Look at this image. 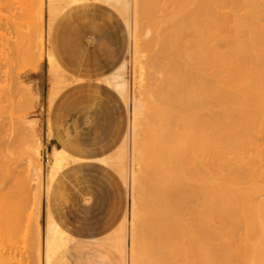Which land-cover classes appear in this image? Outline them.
Wrapping results in <instances>:
<instances>
[{"label":"bare ground","instance_id":"6f19581e","mask_svg":"<svg viewBox=\"0 0 264 264\" xmlns=\"http://www.w3.org/2000/svg\"><path fill=\"white\" fill-rule=\"evenodd\" d=\"M48 2L49 35L52 24L57 18V10L54 0ZM102 2L116 11L129 39V24L132 16L129 0H102ZM232 5H243L248 7L250 12L245 19L231 17L236 27L235 30L233 29V36L228 35L229 39L225 36L226 43L220 44L221 40H217L220 44L218 46L217 41L212 42V37L214 38L212 32L215 29L213 33H219V30L226 28L224 26H227L228 18L225 17H228V14L227 16L225 14L228 12L224 13L223 10ZM42 7L43 3L40 1L39 18ZM138 15L147 18L156 17L158 23L154 29L153 39L146 45L150 56L143 62L145 68H142L140 60L134 57L135 67L139 66V88L141 89L145 84L150 87L148 103L151 107L148 106L149 109L143 112L145 103L139 95L133 97L129 105L133 117L131 172L130 168L127 172L125 166L128 164L124 163L127 159L128 136L125 137L117 155L119 165H115L125 186L127 183L128 186L132 184V219L130 216L131 223L129 222L131 224L130 263L264 264V201L258 204L255 202L259 196H263L264 189L253 186L243 189L242 183H252V179L243 182L248 176L244 177L243 168L246 170V167L241 163L242 155L247 152L251 155L259 151L257 149L255 151L254 146H259L255 145V139L258 143L259 141L254 135L258 136V133L264 135V27L260 25L264 18V0H134V31ZM149 34L150 32L147 33ZM0 39H2L1 35ZM133 39L135 41V33ZM38 40L35 44L37 54L42 51L41 35L38 36ZM213 43L216 45H212ZM24 50L26 53V49ZM24 52L22 56L26 55ZM42 53L43 51L41 55ZM46 58L51 76L58 75L50 48ZM30 61L28 63L32 64ZM28 63L26 62V66ZM1 65L0 210H8L1 212L0 224L16 226L22 209L18 200L19 195L25 196L31 191L29 186L31 181L37 183V188L40 187L41 146L38 139L30 140L36 134L35 123L24 121L29 117L28 111L32 108L29 89H23L24 102L23 100L21 101L23 103L18 102L17 93L9 90L11 78L8 74L1 73ZM6 66L3 67L7 68ZM126 72L127 63H121L119 69L106 81L121 95L128 106ZM2 84L5 86L2 87ZM229 88L237 91L232 92ZM59 90V85L54 82L47 96L50 105L58 97ZM5 103L7 105H3ZM253 108L256 111L253 112ZM18 109L20 113H26L18 116L16 112ZM140 115L147 117L142 134L138 132L140 130H136L135 124ZM6 123L11 125L12 132L7 136L11 138L10 141L4 139ZM139 136L142 138L143 148L140 157L136 155L139 152L137 146ZM23 151L29 155L28 162L33 161V158L37 164L31 176L36 179L18 177L16 161L13 159ZM230 154L234 157V163H237L238 168L236 166L233 170L230 169L229 172L233 174L227 176V180H223L226 179V176L223 177L225 173L220 172L223 181H218L216 180L218 177L215 178L216 172L210 171H217L218 174L219 171L216 169H221L223 165L219 166L225 163V159L228 161L226 156ZM66 155L59 148L53 149L43 186L47 207L43 264L54 263V256L68 238V233L54 216L58 200L64 195L59 177L68 167ZM218 160L221 163L217 167ZM110 161L109 158L103 159L100 166L105 167L104 165H109ZM138 164L140 168H137ZM240 166L241 171H239ZM210 167L212 170L207 169ZM137 182L140 183L139 190L134 187ZM252 184L254 185V182ZM236 185L242 188L239 189ZM183 186L186 189H182ZM14 188L17 190L11 192L12 189L15 190ZM138 198L144 200L140 208L135 211L134 206L138 204L136 203ZM62 199L65 200V197ZM40 201L39 195L38 200L33 203L39 207ZM135 217H139V221H134ZM240 230L245 232L243 240L239 239ZM229 239L231 241L239 239V241L230 245ZM242 241L243 243H239ZM38 248L40 247L37 245L36 251ZM232 249L238 253L235 257L231 252ZM119 251L124 252L120 248ZM36 253L38 257L39 251Z\"/></svg>","mask_w":264,"mask_h":264},{"label":"rangeland","instance_id":"374dc122","mask_svg":"<svg viewBox=\"0 0 264 264\" xmlns=\"http://www.w3.org/2000/svg\"><path fill=\"white\" fill-rule=\"evenodd\" d=\"M40 1H42L43 7L39 18L38 3ZM48 1H0V35L3 39H0V54H2L0 60L3 58L1 60L3 62H0V65L6 66L8 64L7 68L1 65V73L10 76L9 90L17 93L18 98L16 100L18 102H24L22 93L24 90L29 89L28 91L31 95L30 102L33 103H30L32 107L28 111L30 115L24 121L35 123L36 134L30 140H39L41 146L39 164L42 169L40 187L38 186L39 188H37V183L31 181L29 183L31 191L25 196L24 194L23 196L22 194L19 195L21 198L19 197L18 200L22 206L20 211L21 220L19 219L16 226H8L6 224L2 226L0 224V231L2 229L0 232V264H43V241L46 222V202L43 186L48 171V163L51 161L54 148H59L67 154L68 167L64 171L65 173H63L66 177L71 175L72 166L78 163L91 165L89 169L84 170H88L89 172L92 188L90 192H86L85 184L80 178L74 180L76 185H71L65 181L67 188L63 192V197L60 198L61 200H58L59 202L61 201L60 204L57 201L58 205L56 209L54 208V216L68 233V238L67 242L54 256L53 264H131V251L129 247L131 240L132 184L128 186L127 183V186H125L123 178L115 165H119V161L117 163L119 156L117 155H119V149L123 145L125 137L128 136L126 144L127 159L124 163L128 164L125 166L126 170H128L127 172H129V168L131 172L132 160L130 161V159L132 157L130 158V156H132L131 140L133 134L131 126L133 117L129 105L132 103L133 97L139 95L145 106L151 107L148 103L150 87L145 84L143 85L145 88L143 86L141 89L139 88V66L135 67L134 57L136 56L142 64L141 67L145 68L143 62L150 56L146 45L153 39L154 29L158 20H156V17L147 18L138 15L136 17V30L134 31V0H129V9L132 16L129 24V39L126 41L124 34H122V31H125L124 24L120 22L121 19L116 11L104 4L102 0H54L57 18L52 24L51 32L48 35ZM243 7V5H232V7L228 6L225 9L226 11L223 10L224 13L228 12L225 14V16L228 14V17H225L228 18V20L226 19L228 21L227 24L225 22L227 26H224L227 29L222 28L221 31L216 29V31L219 30L223 38L219 33H213L214 29L212 32L214 36V38L212 37V42L221 40V44V42H225L228 35L233 36L236 28L233 19H236V17L238 19H245L248 16V12H250L248 7ZM262 19L260 25L264 27V18ZM148 32H150L149 35H147ZM134 33L135 41L133 39ZM40 35L42 36V55V51L39 52V55L37 54V49H35V44L39 41L38 36ZM219 41L216 43L218 46L220 45ZM216 44L213 43L212 45ZM51 46H53L55 59L58 64V75L54 76H51L48 70L46 59V54ZM24 49H26V53ZM22 52L27 56H22ZM27 57L29 59L26 60ZM4 60L7 61V64ZM25 60L27 63L31 60L32 64L28 63L26 66ZM121 63H127L128 106H126L125 100L121 95L104 82L103 79L117 71ZM29 64L30 66H28ZM72 77L76 80L75 82L71 81ZM59 78L63 81H60L61 79ZM54 82L59 85L60 90L55 102L50 105L47 96ZM3 86L5 84H2ZM230 89H232V92L237 91V89ZM7 91L5 93H8ZM22 100L23 102H21ZM146 107H144L143 112L149 109V107ZM252 111L254 112L256 109L253 108ZM16 112L18 116L26 113H20L19 109ZM141 116L143 115H140L135 121L136 130H140L138 131L140 134L145 129L147 118L146 116ZM6 124L4 139L10 141L9 139L11 138L7 136L12 132V130L10 131L11 125ZM235 130L237 131L238 129ZM261 134L258 133V136L254 135L259 141L258 143L255 139L258 143L255 142V145L259 146H254L255 151L256 149L259 150L256 151L258 154L255 152L250 155L247 152L242 155L243 162L241 163L242 166L246 167V170L242 167L244 169H242L243 172H245V174L243 172L242 174L245 175L244 177L248 176L245 179L240 173L244 178L243 182L245 180L248 182L251 179L253 180L251 182H254L253 185L252 183L244 184L241 181L245 190L252 186L264 189V135ZM141 140L142 138L139 136L137 139L140 143L137 145L139 146V152L136 154L139 157L143 153ZM128 152L130 153L128 154ZM259 152L263 155H259ZM6 154L10 155L8 152ZM28 156V153L23 151L15 156L13 160L16 161L15 165L17 166L18 177L20 179L31 178L33 180L36 178L31 177L33 174L32 170L37 164L33 158V161L28 162ZM229 156L231 154L226 156L228 161L225 159V163L220 166L221 161L218 160L216 162L217 167L223 165L225 169L228 168L226 172L223 166L221 167L223 170L216 169L219 171L218 174L217 171L209 170L213 173L216 172L215 178L218 177L216 179L218 181L227 180L231 174L230 169L233 170V167L236 166L238 168L237 163H234V157ZM97 157L99 159L106 157L111 160L105 170L97 164V160H99ZM114 159L115 161H113ZM205 160L203 162H206ZM121 163L123 164V161ZM225 165H228L227 168ZM138 166L139 164L137 168H140ZM118 167L120 168V166ZM211 167L214 166L211 165ZM211 167L207 169L212 170ZM239 171H241V166ZM220 172L225 173V175L223 176ZM222 176H226V179L223 178L221 180ZM205 177L207 178L208 176ZM250 184L252 185L249 186ZM241 186L238 188L241 189ZM134 187L136 190H139L140 183H135ZM175 189L178 188L175 187ZM182 189H186V187L183 186ZM16 190L12 189L11 192H15ZM38 194L41 196L40 208L33 203L38 200ZM262 194L263 196H259L255 201L257 204L262 202V200L264 201V193ZM64 197L65 200L62 199ZM143 200L144 198H138L136 202L138 204L134 206L135 211L140 208ZM1 210L0 213H3L8 209ZM138 219L140 218L135 217L134 221ZM240 232L238 233L240 234V238H238L241 240L245 239V236H243L245 232L243 230H240ZM228 241H230V245L238 242L237 240V242L235 240L231 241V239ZM239 243H243V241ZM37 245L40 247L37 249L39 251L38 257L36 253L38 252L36 251ZM119 248L124 252H120ZM233 249L231 252L235 257L238 253ZM65 250L66 252H64Z\"/></svg>","mask_w":264,"mask_h":264},{"label":"crops","instance_id":"0c3cea01","mask_svg":"<svg viewBox=\"0 0 264 264\" xmlns=\"http://www.w3.org/2000/svg\"><path fill=\"white\" fill-rule=\"evenodd\" d=\"M70 15H71V13H70ZM56 21V20H55ZM121 23H122V21H120ZM123 24V23H122ZM125 32V33H124ZM122 31V34H124V39H126V41L128 40L127 39V34H126V30L125 31ZM50 49H51V51H52V55H53V58H54V62H55V64H56V66L58 67V64H57V62H56V60H55V55H54V50H53V46H51L50 47ZM47 59V58H46ZM107 78L108 77H106V78H103L104 79V82H106L107 83ZM65 79V78H64ZM72 80V82H75L76 80H74V77H72L71 78ZM65 81H66V79H65ZM108 84V83H107ZM55 102V101H54ZM53 102V103H54ZM103 159H108V158H106V157H104V158H102V159H99V160H97V164L100 166V165H102V163H101V160H103ZM105 167H102V166H100L103 170H105L106 169V167H107V165H104ZM91 167V165H89V164H83V163H78V164H76V165H74V166H72V171H71V175L70 176H68V177H66V175H63V173H65V172H63L61 175H60V177H59V179H60V183H61V188H62V190H63V192H64V190H66V188H67V186H66V183H65V181H67V182H69L71 185H76L75 184V179H78V178H80L83 182H84V184H85V190H86V192H90V190H91V188H92V185H91V179H90V175H89V172H88V170H84V169H89ZM46 202V201H45ZM46 220H47V207H46ZM45 225H46V222H45ZM44 233H45V228H44ZM43 243H44V241H43Z\"/></svg>","mask_w":264,"mask_h":264}]
</instances>
